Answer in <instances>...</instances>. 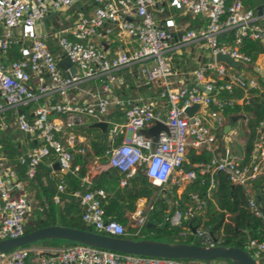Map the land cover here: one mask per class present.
<instances>
[{"label": "built area", "instance_id": "1", "mask_svg": "<svg viewBox=\"0 0 264 264\" xmlns=\"http://www.w3.org/2000/svg\"><path fill=\"white\" fill-rule=\"evenodd\" d=\"M83 4H87L89 12L77 11L69 25L58 30L46 25L52 14H65L71 7ZM187 14L200 16L204 23L190 28L183 21ZM262 19L264 15L259 9L245 7L242 0L230 3L227 0H0V113L31 106V119L20 111L16 114V124L35 141L18 158V163L25 167L26 179H21L17 168L0 157V240L25 233L33 203L25 180L34 177L37 166L51 151L60 178L79 170L78 165H72L73 153H83L85 148L83 138L73 128L85 125L88 118L108 124L104 151L107 161L94 159L97 174L116 168L124 174L120 180L124 186L141 169L155 185L170 182L180 187L195 177L194 169H182L188 150L193 148L198 154L206 150L211 154L210 160L193 166L200 174H210L207 196L212 195L214 175L222 172L231 184L243 188L246 206L264 223V198L262 202L256 199L251 184L264 173V119L255 128L248 162L238 160L224 144V134L219 136L225 119L222 110L247 103L251 90L263 89L256 75H247L242 67L234 71L214 60L218 53L229 54L250 66L252 58L240 47L244 38L264 43ZM229 33L230 39L219 40ZM112 35L127 37L132 47L117 48L109 56L102 43ZM49 39L55 41L57 54L49 49ZM13 45H18L20 56L3 59ZM192 48L207 50L208 58L213 60L198 58L195 68L182 70L174 62L175 55L190 53ZM64 57L76 68L75 73H71L70 67L58 66ZM132 67H136L135 76L140 85L158 91L156 98L133 101L113 91L119 80L116 73ZM235 90L241 92L236 97L221 96ZM53 98L57 99L53 101ZM195 103L204 106L191 120L185 108ZM113 110L121 113L120 121L108 118ZM156 122L163 123L166 130L158 133L153 147L152 138L139 130ZM118 135H122V140L115 144ZM157 161L161 168L168 169L161 183L150 176ZM90 177L89 173L83 177L82 184ZM63 187L61 180L59 191ZM77 195L85 224L102 234L125 233L121 223L105 216L102 189ZM191 199L183 208L177 199L173 200L171 225L178 226L203 214L206 201L197 194H192ZM54 201L59 202L58 196ZM151 209V204L136 203L135 210L127 214L134 234L140 232L146 212ZM188 230L185 227L181 235L185 236ZM191 233L198 236L200 246L219 245L206 226H195ZM245 250L260 264L264 241L251 239ZM50 252L45 255L39 248L24 245L0 253V264H206L194 259L121 253L83 243Z\"/></svg>", "mask_w": 264, "mask_h": 264}, {"label": "trees", "instance_id": "2", "mask_svg": "<svg viewBox=\"0 0 264 264\" xmlns=\"http://www.w3.org/2000/svg\"><path fill=\"white\" fill-rule=\"evenodd\" d=\"M231 1L227 0V3ZM242 3L245 7L264 11V0H242ZM78 6L71 7L66 14L73 15ZM185 19L189 20L190 28H195L199 24L204 23L200 16L194 17L187 14ZM58 21L47 24V26L52 25L55 30H58L61 28L60 23H57ZM230 38L231 34L229 33L220 36L219 40ZM50 43H48L49 49L54 54H57V50ZM240 50L249 55L254 61L259 54L264 53V43L244 38ZM7 56L14 59L18 58L20 56L18 45H13ZM258 82L263 87V90H251L247 103L242 105L235 104L233 107H226L222 110V114L229 123L232 115L243 114L246 116L245 127L247 135L245 136V158L243 162L249 161V154L255 137V128L259 121L264 119V80L258 78ZM240 93L235 90L233 93L223 92L221 96L236 97ZM123 96L126 97L125 95ZM26 106L19 107L18 111H22ZM9 111L12 114L15 112L14 109ZM118 114L120 115L121 113ZM26 117L28 120L31 119L28 114ZM220 135H222L221 131L219 132ZM120 142L121 137H116L115 144ZM82 146L85 151L83 153H73L72 158V165L79 166L78 171L68 172L60 178L58 172L53 171V162L55 161L51 151L43 162L37 166L34 177L25 180L27 193L33 200L30 216L25 224V233L51 225L96 232L93 226H89L82 221V207L77 193L82 194L87 190L102 189L105 192V198L102 199L105 216L118 221L125 228L124 234L112 235L114 237L190 244L194 238L191 229L195 226L203 225L209 228L216 242L224 247H237L245 250L251 239L264 241L263 219L250 212L246 206L243 188L240 185L231 184L224 173L218 172L214 175L212 195L211 197L207 196L210 174H200L193 165L210 160L211 154L208 151L202 150L198 154L193 148L188 150L182 169L183 171L194 169L195 177L186 183L182 192L178 194L176 192L177 185L170 182L164 185H155L148 180L141 169L128 178L124 186L120 185V180L124 174L112 167L90 177L88 182L82 184V178L88 175L86 164L89 161L92 162L95 158H98L102 163L107 161L104 155L107 147V135L99 133L97 136L90 137V140L86 144L83 143ZM6 152L8 154L6 158L8 164L17 168L21 179H26L24 174L25 167L18 163V158L24 154V151L9 153L7 149ZM61 180H63L64 187L62 191H59L58 186ZM251 184L256 199L262 202L264 198V173L253 179ZM192 194H197L198 197L206 201L203 214L189 222L183 221L178 226L171 225L170 216L175 209L172 204L173 200L177 199L183 208L186 203L192 202ZM55 196L59 198L58 203L54 201ZM139 199H146L152 205V209L146 212V222L141 226L140 232L134 234L135 229L130 226L126 213L135 210ZM225 212L234 217L233 222L227 225L224 224ZM223 224L225 228L224 232L221 233ZM185 227L189 228V230L185 236H182L181 233ZM216 261L219 264H233L230 260L216 259Z\"/></svg>", "mask_w": 264, "mask_h": 264}, {"label": "crops", "instance_id": "3", "mask_svg": "<svg viewBox=\"0 0 264 264\" xmlns=\"http://www.w3.org/2000/svg\"><path fill=\"white\" fill-rule=\"evenodd\" d=\"M84 11L85 13L89 12V7L87 6V4H83V5H79L78 9L74 11V14L71 16V19L69 21H73L74 17H76V12L77 11ZM263 15H264V11L262 9H259ZM57 14H52L49 18L46 19L45 23L51 22L53 21V18L56 16ZM67 15L66 13L64 14V16ZM179 19V18H177ZM183 21L188 22L189 20L185 19V16L183 17ZM262 22L264 23V19H262ZM190 25V23H189ZM51 42L50 44L52 46L55 47V50H57L58 53V49L56 47V43L54 40L49 39L48 43ZM103 47L105 50L108 51V55L112 56L114 54V51L117 50V48H123V49H128L130 47H132V42H129L128 38L125 36H115L112 35L111 37L108 38V41H103ZM193 51H191L190 53L187 52H183L181 55H175V60L174 62L176 63L177 66H179L182 70H191L192 68H195L196 66V60L198 58H200L202 61H207L210 60V58H208V52L207 50H203L201 48L196 49V48H192ZM8 56H6L5 58L3 57V59L8 60ZM259 71H254L255 69ZM242 69L244 70V73H246L247 75H253V76H257L258 78H262L264 80V53L263 54H259L256 59L253 61L252 64H250V66L248 65L247 67H242ZM259 72V73H258ZM136 67H132V68H126V69H122L120 71H118L116 73V76L118 77V83L114 85L113 87V91L121 96L124 97L123 95H125L127 99H131L133 101H147L149 99L152 98H156L158 96V91L154 88L151 87H145L140 85L137 82L136 79ZM94 85V84H93ZM262 87V86H261ZM263 89V87H262ZM57 99V98H55ZM55 99L53 98V101H55ZM6 109L5 111L0 113V157L3 158H7V149L9 150V153H15V151H24V153L27 151L28 148H30L31 146H33L35 144V141L31 138L30 135H28L27 133L21 131L18 129L17 124H16V114L18 111V109H14L15 112L12 114L9 110ZM17 110V111H16ZM31 110L32 107L27 105L25 109H23L21 112H25L26 114H28L29 116H31ZM118 110H113L110 115H108V118H110L113 121H120L121 120V114L119 115ZM242 119L237 120L236 122H228L226 120V118L224 119L223 122V130H221L222 135L224 134L225 140H224V144L226 146H228L231 150V153L238 159V160H244L245 158V144H246V139L245 136L247 135V129L245 127L246 124V118L244 120V129L242 128ZM95 123V121L93 119L88 118L86 120L85 123V129H97V128H93L92 124ZM227 124H230V128L228 130H224L225 126ZM7 126V127H6ZM81 129V128H78ZM99 131V133L101 135H105L103 134L99 129H97ZM241 131V135L242 138L241 140H238V131ZM77 133V131H76ZM88 132H84V134L80 132H78L77 134L79 136H81L83 138L84 143L86 144V142H88V140H90V137H94L97 135H92ZM237 133V134H236ZM121 137L122 140V135H118L117 137ZM221 136V135H220ZM237 142L235 147L233 143ZM18 158V157H17ZM7 160V159H6ZM94 161V160H93ZM89 161L86 164V168H87V172L90 174V176H94L97 174V172L95 171V164L94 162ZM55 162H53V171H57L58 169H56L55 167ZM19 174V172H18ZM20 176V175H19ZM185 185H181L180 187L177 186L176 192L178 194H180L183 190ZM138 205H142V206H146L147 204H149V202L146 201V199H139L137 201ZM129 212L126 213V216ZM30 216V213H29ZM28 216V218H29ZM233 216L230 215L228 212H225V216H224V221H225V225H227L228 223L233 222ZM129 224L130 226L131 221L129 220ZM223 224L222 226V230L221 233L224 232V228L225 225ZM36 248H39L43 254H50L51 250H56L58 248H62V247H57V246H34ZM29 264H37L35 262H29ZM210 264H219V262H217L216 260H213L212 263ZM260 264H264V255L262 257V259H260Z\"/></svg>", "mask_w": 264, "mask_h": 264}, {"label": "water", "instance_id": "4", "mask_svg": "<svg viewBox=\"0 0 264 264\" xmlns=\"http://www.w3.org/2000/svg\"><path fill=\"white\" fill-rule=\"evenodd\" d=\"M212 60L213 58H210V61ZM214 60L216 62L226 64L234 71H237L238 67L248 66L246 63L233 59L229 54L218 53L215 55ZM58 66L62 69L70 67L71 73H75L76 71V68L71 64L67 57L59 60ZM203 106L204 105L202 103H195L186 107L185 113L192 120L195 113L202 112ZM245 118L246 116L243 114H235L231 116V122H236L237 120L242 119V128L244 129ZM107 126V122L103 121L92 124L93 128L99 129L103 134L106 133ZM229 128L230 124H227L224 130L226 131ZM161 130H166L165 125L161 122H156L150 128L139 130V133L143 134L145 137H151L153 140V147H155L158 133ZM54 165L56 169H59L58 163L55 162ZM46 239H65L75 243H83L94 247L137 255L194 259L201 261L226 259L230 260L233 264H258V262L246 250L241 248L224 247L221 245L214 247L200 246L197 235L194 236L193 241L190 244L168 243L148 239L114 237L107 234L60 225L45 226L26 232L15 238L0 240V253H5L17 247L29 245L38 240Z\"/></svg>", "mask_w": 264, "mask_h": 264}, {"label": "rangeland", "instance_id": "5", "mask_svg": "<svg viewBox=\"0 0 264 264\" xmlns=\"http://www.w3.org/2000/svg\"><path fill=\"white\" fill-rule=\"evenodd\" d=\"M173 11L175 12V10H173ZM176 12H179V11H176ZM71 16H72L71 14H67V15L64 16V13H57V15L53 18V21H51V22L47 21V23H53V22L59 20L57 23H60L59 25L61 27H63V26H66L67 23H68L67 25L70 24L69 20L71 19ZM78 128H80V127H74L73 131H75V132L77 131V133H78L81 130L82 134H84V132H88V133H90L92 135L99 134V131L97 129H85V126H83L81 129H78ZM237 136H238V140H241L242 135H241V131L240 130L238 131ZM233 144H234L235 147H238V146H236L237 142H235ZM73 243H75V242H72V241H69V240H65V239H46V240H38V241H36V242H34V243L30 244V245H32V246H41V247L42 246L52 245V246L62 247V246H67V245H70V244H73ZM223 260H226V259H223ZM212 261L213 260H207V261H205V263L206 264H210V263H212Z\"/></svg>", "mask_w": 264, "mask_h": 264}, {"label": "clouds", "instance_id": "6", "mask_svg": "<svg viewBox=\"0 0 264 264\" xmlns=\"http://www.w3.org/2000/svg\"><path fill=\"white\" fill-rule=\"evenodd\" d=\"M158 169L160 170L159 175L157 174ZM167 171H168L167 167L161 168L160 162L157 161L152 165V168L150 170V176L155 178L156 183H161L163 178L166 176Z\"/></svg>", "mask_w": 264, "mask_h": 264}]
</instances>
